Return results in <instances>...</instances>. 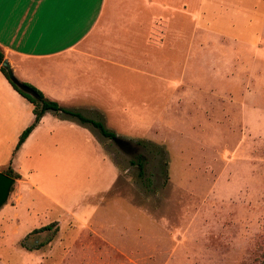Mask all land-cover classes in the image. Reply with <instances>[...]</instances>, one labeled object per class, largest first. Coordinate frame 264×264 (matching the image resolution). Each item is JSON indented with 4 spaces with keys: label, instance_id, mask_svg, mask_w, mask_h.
Listing matches in <instances>:
<instances>
[{
    "label": "rangeland",
    "instance_id": "obj_1",
    "mask_svg": "<svg viewBox=\"0 0 264 264\" xmlns=\"http://www.w3.org/2000/svg\"><path fill=\"white\" fill-rule=\"evenodd\" d=\"M180 27L164 54L134 56L148 68L138 64L144 82L118 55L113 86L102 82L86 102L62 104L126 148L88 123L43 113L27 174L32 205L15 213L16 182L0 206V264L260 263L264 0H193ZM12 150L6 157L0 145L1 172ZM137 156L140 177L130 163Z\"/></svg>",
    "mask_w": 264,
    "mask_h": 264
},
{
    "label": "crops",
    "instance_id": "obj_2",
    "mask_svg": "<svg viewBox=\"0 0 264 264\" xmlns=\"http://www.w3.org/2000/svg\"><path fill=\"white\" fill-rule=\"evenodd\" d=\"M192 3L193 0H0V48L18 81L29 83L63 108L78 110L62 104L86 102L84 98L102 82L106 87L113 86L116 77L112 72L117 70L118 55L124 56L120 67L134 73L136 83L147 80L148 68L134 56L164 54L166 39L182 38V7L184 13L191 14ZM195 24L196 20L194 27ZM170 49L174 53L179 47ZM102 54L109 56L108 66L102 64ZM156 64L157 61L154 69ZM155 76L153 81L158 83L160 77ZM31 109V103L0 72V145H4L6 157L21 130L32 121ZM90 109L96 111L93 106ZM43 119L42 115L9 157L12 170L20 175L13 182L19 187L15 213L20 207L32 205L34 186L27 174L32 175V137ZM22 158L29 162L25 170L19 167Z\"/></svg>",
    "mask_w": 264,
    "mask_h": 264
},
{
    "label": "trees",
    "instance_id": "obj_3",
    "mask_svg": "<svg viewBox=\"0 0 264 264\" xmlns=\"http://www.w3.org/2000/svg\"><path fill=\"white\" fill-rule=\"evenodd\" d=\"M3 60H4L3 53H2V50L0 48V72L5 76V78L10 83L12 88L14 90H16L21 96H23L28 102H30L32 104V109H31L32 114H33L32 121L27 126H25L21 130V132L19 133L13 150L18 148V146L22 143V141L25 139V137L28 135V133L38 123V121L40 120L41 116L43 115V113L46 110H51V111H54V112H57V113H63L64 115H67L69 117H72V118L76 119L79 123H88L92 127L96 128L103 137L111 139L112 137L115 136V134L113 132L105 129L104 126L99 121H96L94 119L82 116L77 111L66 109V108H63V107L59 106L57 104V102L45 98L42 95V93L37 88H35L34 86L30 85L27 82L19 81L23 86H25L26 88L32 90L36 94V97H33L30 94H28L27 92H24L23 90L18 88L16 86V84L13 83L12 81H10L9 78L7 77V74H6L4 68L1 65V62ZM139 143H142L141 140L139 141ZM150 145H153V144H150ZM130 163L136 165V167H137V176L140 177L142 175V173H143V163H142L141 158L139 156H137L136 160L130 161ZM3 173L7 174L8 176L12 177L13 179H19L20 178V175L17 174L14 170H12V168L10 166V162L6 165ZM53 226L56 227V223L55 222H50L48 224H45L43 226H40L38 228H35V229L31 230L29 233H31V232L32 233L33 232H39V231H42L44 229L48 230V229H50ZM40 245L41 244H38L34 248H38ZM27 249H29V248H27ZM260 249H261V253H260L261 260H260L259 264H264V245L260 246Z\"/></svg>",
    "mask_w": 264,
    "mask_h": 264
},
{
    "label": "water",
    "instance_id": "obj_4",
    "mask_svg": "<svg viewBox=\"0 0 264 264\" xmlns=\"http://www.w3.org/2000/svg\"><path fill=\"white\" fill-rule=\"evenodd\" d=\"M1 65L4 68V70H5L6 74H7V77L9 78L10 81L15 83L16 86L18 88H20L21 90H23L24 92H27L28 94H30L33 97H36V94L32 90H30V89L26 88L25 86H23L16 79V77L13 75V73H12V71L10 69V66H9V64H8V62L6 60H3L1 62ZM111 139L116 144H118L120 147H122L125 144H128V142L126 140H123V139H121L119 137H116V136L112 137ZM13 182H14V179L12 177H10L7 174H5V173L0 171V206L4 204Z\"/></svg>",
    "mask_w": 264,
    "mask_h": 264
},
{
    "label": "flooded vegetation",
    "instance_id": "obj_5",
    "mask_svg": "<svg viewBox=\"0 0 264 264\" xmlns=\"http://www.w3.org/2000/svg\"><path fill=\"white\" fill-rule=\"evenodd\" d=\"M127 146H128V144H125V145L122 146V148H126Z\"/></svg>",
    "mask_w": 264,
    "mask_h": 264
}]
</instances>
